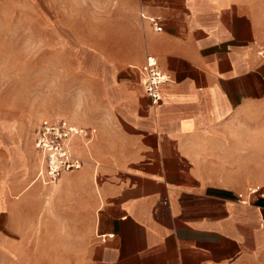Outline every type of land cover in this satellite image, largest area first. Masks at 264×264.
Returning a JSON list of instances; mask_svg holds the SVG:
<instances>
[{
	"label": "crops",
	"instance_id": "1",
	"mask_svg": "<svg viewBox=\"0 0 264 264\" xmlns=\"http://www.w3.org/2000/svg\"><path fill=\"white\" fill-rule=\"evenodd\" d=\"M127 1L139 64L102 136L117 167L68 264H264V0ZM144 53L169 77L156 105ZM28 173L0 172V249L8 264H63L61 245L31 249L32 226L53 227L38 231L45 242L62 230L19 217Z\"/></svg>",
	"mask_w": 264,
	"mask_h": 264
},
{
	"label": "rangeland",
	"instance_id": "2",
	"mask_svg": "<svg viewBox=\"0 0 264 264\" xmlns=\"http://www.w3.org/2000/svg\"><path fill=\"white\" fill-rule=\"evenodd\" d=\"M133 15L127 0H0V172L29 171V197L19 217L61 224L56 242L54 233L46 242L38 238L40 229L53 227L32 226L31 249L41 243L49 253L61 245L63 264L79 253L76 243L87 231L93 235L101 186L117 167L102 136L113 134L116 120L110 97L132 87V67L139 64ZM43 120L82 130L72 138L80 167L54 181L38 177L32 151ZM0 264H8L5 247Z\"/></svg>",
	"mask_w": 264,
	"mask_h": 264
},
{
	"label": "built area",
	"instance_id": "3",
	"mask_svg": "<svg viewBox=\"0 0 264 264\" xmlns=\"http://www.w3.org/2000/svg\"><path fill=\"white\" fill-rule=\"evenodd\" d=\"M139 18L148 22L155 30L161 31L160 17L140 11ZM264 51V49L262 50ZM260 51V52H262ZM143 90L156 105L162 100L159 86L168 81V75L159 67L154 55L146 54L139 68ZM77 128L65 120H43L38 125L33 139V148L41 159L38 177L56 180L63 172H71L81 165L73 154L72 136L78 134Z\"/></svg>",
	"mask_w": 264,
	"mask_h": 264
},
{
	"label": "bare ground",
	"instance_id": "4",
	"mask_svg": "<svg viewBox=\"0 0 264 264\" xmlns=\"http://www.w3.org/2000/svg\"><path fill=\"white\" fill-rule=\"evenodd\" d=\"M76 128H77V131L78 132H81L82 130H81V128L78 126H76ZM80 133H78V134H76V135H73L72 136V138L74 137V136H78ZM82 139V138H81ZM75 143V142H74ZM81 143H84V145L86 146V143H85V141H82ZM73 146L75 147V150L76 151H78V142H77V144H73ZM32 151H33V153L35 154V156H36V158H37V160H38V163H39V165H40V162H41V159H40V157L38 156V154L34 151V148H33V145H32Z\"/></svg>",
	"mask_w": 264,
	"mask_h": 264
}]
</instances>
